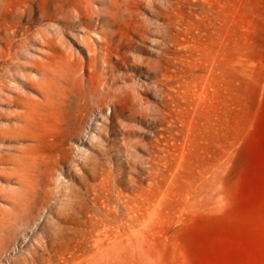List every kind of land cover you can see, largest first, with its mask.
Instances as JSON below:
<instances>
[{"label": "rangeland", "instance_id": "rangeland-1", "mask_svg": "<svg viewBox=\"0 0 264 264\" xmlns=\"http://www.w3.org/2000/svg\"><path fill=\"white\" fill-rule=\"evenodd\" d=\"M59 5L0 66V264H264V0Z\"/></svg>", "mask_w": 264, "mask_h": 264}, {"label": "bare ground", "instance_id": "bare-ground-1", "mask_svg": "<svg viewBox=\"0 0 264 264\" xmlns=\"http://www.w3.org/2000/svg\"><path fill=\"white\" fill-rule=\"evenodd\" d=\"M18 1L19 0H0V20H2V18H6V17H12L13 19L15 18L16 20L28 17V24L26 26H23V27L22 26H16L15 22L13 24L14 25L13 27H6V26L2 27L1 26V22H0V26H1L0 27V43H2L4 45V47L0 50V66H1V64L9 62L11 59H13L16 56H18L19 55V52H18V48L19 47L22 48L24 46H27L31 42V39L29 38V35H30V32L33 29V24L34 23H33V20L31 18V15L29 14L30 9L27 8L24 11H20V7L18 6ZM28 1L32 2V3L36 2V0H28ZM43 1L45 2L46 5L51 6V5L54 4L56 9H59V7H60L59 4H68V3H71V2H75L76 0H43ZM46 18H48V16H46V15L42 16L43 20L46 19ZM18 37H20L19 40L16 39ZM57 64H59V63H57ZM63 68L66 69L64 66H63ZM60 72H62V71H60ZM67 72H68V70H67ZM65 73H66L65 71H63V73H60V74H62L60 76L62 82L64 81L66 83H68V82L71 83V81H70L71 79L68 80V78H67L69 76L68 74H70V73H68V74H65ZM98 80H99V83L101 84L105 79L100 78L98 76ZM73 85L77 86L78 84L75 83ZM50 87H52V86L50 85ZM51 91L52 90H50V88L48 89L45 86L43 87V92L45 94L46 100L52 102L51 104H55L53 102V100H55V98H54L53 93ZM78 98L80 99V101H83V102L80 103V105L78 107L79 111H80V112H78L79 113L78 115L81 116L83 111H85L86 108L89 106L88 105V103H89L88 102V95H83L82 92H81L80 96ZM111 98L112 97H110V99ZM20 161H22V160H20ZM20 205L22 206V204H20Z\"/></svg>", "mask_w": 264, "mask_h": 264}]
</instances>
